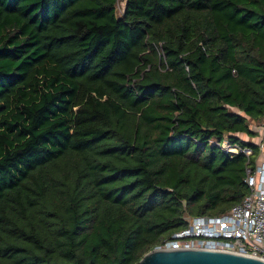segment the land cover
<instances>
[{
    "label": "trees",
    "instance_id": "trees-1",
    "mask_svg": "<svg viewBox=\"0 0 264 264\" xmlns=\"http://www.w3.org/2000/svg\"><path fill=\"white\" fill-rule=\"evenodd\" d=\"M119 1L0 0V264H139L250 193L264 0Z\"/></svg>",
    "mask_w": 264,
    "mask_h": 264
},
{
    "label": "built area",
    "instance_id": "built-area-1",
    "mask_svg": "<svg viewBox=\"0 0 264 264\" xmlns=\"http://www.w3.org/2000/svg\"><path fill=\"white\" fill-rule=\"evenodd\" d=\"M258 144L260 156L245 179L250 193L242 202L223 214L190 216L184 228L155 250H210L264 260V135ZM222 145L231 153L252 154L250 147L230 146L227 141Z\"/></svg>",
    "mask_w": 264,
    "mask_h": 264
},
{
    "label": "water",
    "instance_id": "water-1",
    "mask_svg": "<svg viewBox=\"0 0 264 264\" xmlns=\"http://www.w3.org/2000/svg\"><path fill=\"white\" fill-rule=\"evenodd\" d=\"M139 264H264V260L210 250L153 249L141 259Z\"/></svg>",
    "mask_w": 264,
    "mask_h": 264
},
{
    "label": "rangeland",
    "instance_id": "rangeland-1",
    "mask_svg": "<svg viewBox=\"0 0 264 264\" xmlns=\"http://www.w3.org/2000/svg\"><path fill=\"white\" fill-rule=\"evenodd\" d=\"M123 6H124V0H120L119 1V9L121 10L123 8ZM253 128H254V130H258L256 125H253ZM240 135L243 136L245 139L248 138L246 135H243V134H240ZM260 135H261V133L259 134V136L253 137L252 140L254 142L259 143L260 142Z\"/></svg>",
    "mask_w": 264,
    "mask_h": 264
},
{
    "label": "crops",
    "instance_id": "crops-1",
    "mask_svg": "<svg viewBox=\"0 0 264 264\" xmlns=\"http://www.w3.org/2000/svg\"><path fill=\"white\" fill-rule=\"evenodd\" d=\"M261 137H262V136H260V139H261ZM247 139H249V138H247ZM257 143H258V142H257Z\"/></svg>",
    "mask_w": 264,
    "mask_h": 264
}]
</instances>
